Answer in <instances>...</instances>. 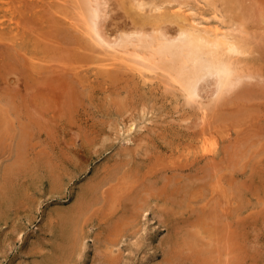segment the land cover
Returning a JSON list of instances; mask_svg holds the SVG:
<instances>
[{"label": "rangeland", "instance_id": "obj_1", "mask_svg": "<svg viewBox=\"0 0 264 264\" xmlns=\"http://www.w3.org/2000/svg\"><path fill=\"white\" fill-rule=\"evenodd\" d=\"M2 1L3 2L12 1L13 3L11 4V6H9V8L16 7L17 14L19 13L18 17H20L23 21L24 20L29 21L31 19L30 22L33 23L34 19L32 18H34V14L31 12L30 13L25 12L23 9H25L26 7L32 9L31 3L37 0H26V1L22 0V3L20 5L16 2L18 0H8V1L2 0ZM64 1H66L67 3H65ZM64 1L46 0L40 2L41 4L43 3L45 4L46 2L50 4L54 2V4L56 3L59 5H62L64 3L62 6L64 9L65 8H67L68 10L70 9L71 11H69V13L72 14L73 11L76 12V9L74 10L75 6L74 5L71 6L73 4L72 1L74 0H64ZM146 1L149 2L150 0H146ZM158 1L160 2L164 0H158ZM183 1H186L189 4L198 7V6H203V3L205 4L206 1L208 2L209 0L206 1L183 0ZM213 1H215V7L220 10V14L224 15L227 23L231 22L230 24H236V27L239 26L242 27L245 36L249 38L248 44L252 56L249 58L248 69L251 72L252 71L255 72V74H257V78L252 79L250 81H246L245 83L241 84L238 88H236L234 92L231 93L232 96L230 95L229 99H227L226 102L223 101L218 105L217 107L218 109L216 108V110L214 111L215 113L214 115L213 112L211 111L209 112L208 115L209 117H207L208 119L206 118V120L203 119L204 117L203 112L199 109H195L197 108L195 105L194 107L193 105L184 104L186 102L184 101V97L182 96L181 92H179L175 88V86H173L172 83L167 82L168 80L163 74L162 77L161 75H159L158 77H155L151 81L150 80L145 81L146 78L144 77L143 74H140L139 71H136L133 68L127 67L125 65H120L119 63H117L116 66H113L114 68L117 67V69L116 68L114 69L111 66V68H113L111 70V68L107 67V70L109 69V72L107 73L104 72V70L103 71L100 70L103 66V63H106L104 62V60L108 59V56H106L105 53L102 54L99 51V48L97 49L94 48L93 46L92 48H89V46H87L88 49L76 48L77 50H73L71 53L68 54V56H66V53L53 52L47 50L46 46L44 45L46 41L43 39H42L43 41L41 39L38 40L39 38L35 40V37H37V35L34 33L33 34L34 37L28 38V42L30 43L29 48L32 49L35 54H37L38 56L37 58H39V60H42L43 63L40 61L39 62L42 63V65L44 64L43 65L44 67H41V69H37L38 72L37 71L35 72L36 75L35 77L39 78V80L38 79L36 80L37 82L43 81L45 86L43 83H41L42 85H39V83H36L37 85L33 84L34 83L32 82L33 80L28 78V76L23 70L21 71L20 69H17L18 67L14 66V62L9 61L11 58L7 59V57H0V61H1L0 73L2 74L0 75V80L2 81V82L0 81V97H1L0 114L1 116L6 117L5 120L4 117H2V119L5 121V123L7 122L8 125L10 123L9 127H14V131L12 130V133L11 131H8V133L11 134L10 138L8 139L10 142L7 140V143L4 144L6 146L7 152L3 153L0 156V184L3 178L2 175L3 169H5V167H7V165L12 162L13 159L12 156H14V154H12L11 148L12 145L14 148H16V139H14L13 136L14 134L18 133L19 131L18 127L22 124V122L23 121L26 122L29 120L27 118L28 115L26 111H28L30 115H32V117L30 116L31 118H34L36 121L44 123L47 126L46 129H42V131L37 133L38 137L35 139L36 141L34 140L35 144L33 142L34 146L32 147V149H30L31 151L29 152V154L26 155L27 161L30 164V166L28 165L26 167L27 170L24 172L25 175H21L20 177L15 176L14 179H12L13 182L12 184L14 188H18L19 190H21V192L25 191L27 193L24 195L25 197L23 196L22 198L23 201H21L13 209V211L9 214L8 218L1 221L0 223V264H35L36 261L39 262L45 259L51 253L52 243L54 242V240H56L57 237L56 234H58L57 229L54 231L53 234L49 226H52V222H55L56 226H58L60 222L58 217L60 218V215L64 211L70 208H74L75 204H78L82 200H86V202H89L85 198L84 191L93 182L101 181L102 179H107L106 186H104V188H101L100 190L101 192L99 191L103 199L102 198L98 200L90 199L93 201V203L89 202L88 205L89 208L87 211L88 215L84 219L85 223L84 221H82L83 225L85 226V232H86V234L83 237L84 240L82 242L83 249H81V251H79L80 253H77L71 259L70 264H109V259L110 261L114 260L115 261L114 264L116 263L117 264L118 263L119 264H202V262L198 261V259H196L195 257L192 258V255H194L193 253L195 248L190 244V242L188 243V241H190L191 234L193 233L192 235H194L196 231L197 234L195 233V235H197V237L200 234V242L198 243L199 244L198 247L200 248L203 247L201 249L204 250L206 249L208 252H210L208 253L209 257L213 255L215 261L214 264L217 263L218 264H238V263L264 264V136H263L264 98H262L264 97L263 96L264 79L263 77L261 78V76H264V45H263L264 44V20H263L264 0H213ZM107 2H108L107 8L108 11L110 12V13L108 12L109 16L107 18L108 27L110 28L112 25L110 29L107 27V31L109 32L108 34L110 36L112 35V38L114 39V37H116L114 35L119 34L122 30L128 31L129 29H131V27H133L134 24L132 17H130V15L124 10L121 0H107ZM25 4L27 6H25ZM116 4L118 9L115 7ZM213 7H214L213 5H207L205 8L206 12L210 14L211 8ZM45 8L47 9L44 11ZM45 8L43 9L39 8L38 10L41 9L42 12H46V13H48L47 11L52 10L51 7H49L48 5L47 7L45 6ZM20 10H22L21 13L18 12ZM3 13L4 12L2 11V14ZM114 17L116 18L114 19ZM127 25L130 26V28H128ZM49 26L50 23L48 22L44 24H40L39 22V25H35V28L40 27L39 30H43L44 28L45 31L46 30L48 31L50 30ZM148 26L147 29L148 28L150 29L151 26L149 27ZM111 30H115L117 32ZM47 31L46 34L49 33ZM27 33L28 35L32 34V32H30L29 34V31H27ZM256 38L257 40H255ZM253 43L256 45H254ZM73 45L72 46L75 48L78 47L79 44L75 43ZM67 47H69L70 49L71 46L69 45ZM76 51H78L79 53H77ZM86 53L88 54L89 57L86 55ZM53 55L54 56L57 55L59 57L62 55L63 57L62 58L60 57L61 60L60 63H62L63 65L60 66V64L58 63L59 57L57 56L54 57ZM47 57L48 59H50L51 62L46 61ZM20 58L21 57H19V59ZM65 58L67 61L70 59L68 62L70 61L71 62L68 63L67 61H64ZM79 59H81L82 61H80ZM86 59L88 60L87 61L88 63L86 62ZM55 61L56 62L58 61L57 64ZM48 62L50 65H48ZM64 62L67 63L64 64ZM77 63L80 64L78 65ZM6 64L8 66L11 65L10 66L11 68L12 66H14V69L12 70H10L11 68L8 69ZM68 64H70V66H66ZM45 67L46 69L48 68L47 71L46 69L45 71H43ZM51 67H54V69ZM66 67L67 69H65ZM74 67H80L81 68L80 70H84V71L86 70L89 73L88 75L92 77V79L90 80L91 82L88 83L86 82L82 84V82L79 80V77L74 74L75 73L73 70ZM6 68L8 69L7 71ZM55 68L57 69L55 70ZM15 70H17L18 72L20 71V75ZM52 70L55 71V73H53ZM9 71H11L12 73ZM14 71L15 73H13ZM58 71L60 73L56 74ZM110 71L112 72L114 71V72L112 73ZM8 72L10 75L8 74ZM125 72L126 74H124ZM46 73L48 74L50 73L51 76V78L50 76H48L49 77L48 80L43 79ZM52 73L56 75H53ZM11 74H13L14 77ZM15 74H18L19 77L16 75L15 78ZM41 74L43 75L41 76ZM7 75H9V77H7ZM114 75H117V77L114 78ZM23 76L27 79L28 81L27 84L31 85L32 87L35 86L33 93L34 94L36 93L35 94L36 97H30L31 99L28 98V92L24 90L25 79ZM58 76L59 77L65 76V78H69L68 81L70 82L71 84L70 87L72 88H70L68 92L65 91L67 93L65 92L63 93L62 92L63 89L58 87L59 83H55ZM21 77H23V79H21ZM164 77L165 79H163ZM9 78L12 79L11 82H13L14 79L15 83H17L16 82L17 79L20 81L22 80L21 81L22 84L20 82L17 85L15 83L11 84V82L8 81ZM50 79H52L54 82ZM76 80H79V84L77 85L78 87L73 85ZM48 81H51L50 83H52V85L48 83ZM91 83H95V84L92 85ZM49 84L52 87H50ZM47 87H50V89H52L51 94L49 91L46 90ZM60 89L61 91H59ZM74 89H76V93L74 92ZM5 90L6 91L8 90V92H6ZM70 91L73 92V94H71ZM246 91H249L247 96H242V94L245 93ZM260 91L263 93H261ZM18 92H20L22 95L16 97L15 99H13L12 96L10 97L9 95V93L13 94ZM83 92L85 93L83 94ZM22 97L29 99V102L27 104H24L23 99H21ZM61 97L62 100L65 101V104L64 101L61 100ZM71 98H73V100L75 99L74 100L75 102ZM79 98H81L82 100ZM247 99L251 102H249ZM250 99L255 101L252 102V100ZM10 101L11 103H15V107L14 104L10 103ZM66 101L68 102L66 103ZM82 101L83 103H81ZM3 102L5 103L3 104ZM236 102H238L239 104L237 103L236 106H233ZM227 105L229 106V108ZM34 107L36 109L39 108L44 114L47 115V117H49V119H46L44 121L42 116H38L34 112L33 110L35 109ZM41 107L42 109L45 108V110H42ZM219 109H221V112H219L220 111ZM4 110H6V112ZM229 111L231 113H229ZM212 115L214 118L212 117ZM61 116H62L61 123L58 124L55 123L53 126V124H51L50 119L52 118L56 119V117H61ZM11 120L12 121L14 120L13 123ZM200 121L202 122L199 123ZM238 123L241 124L243 128ZM131 124H134L133 129L129 130V125ZM196 124H199L202 128L205 127L204 126L205 124L206 127L202 129L200 128L199 125ZM216 126H218L219 132L217 131ZM234 126H236L235 129L238 131H236L233 128ZM222 127L223 129H221ZM255 128H258V130ZM46 130L49 133H47ZM203 130L205 132L209 130L216 133L217 137L221 142V147H223L224 145L227 146L228 144H230V147H234V148L237 147V150H239V153L241 154L240 157H243L241 158L242 161L240 163H239L240 160L238 162H235L236 163L235 170L238 172V174L234 179V182L237 179L235 185L237 186L240 185L241 187L239 186V188L242 191L241 192L238 191L239 188L238 190L234 191L235 193L231 201L232 204L229 202L230 204L228 203L229 205L227 206L226 202H224L223 206H225V209L227 210H222L223 209L222 206V209H220L219 212H217L218 214L217 218L214 217L215 222H217V220L220 221L221 224L218 222L220 227L225 229L226 225H229L231 229L229 231H227L228 229L227 230L225 229L224 231L218 230L216 235L214 234L212 236L211 235L209 236L208 233H206L207 235H205L204 234L205 232L202 231L201 229L202 227L200 228V225L198 224L196 225V223L194 225V222L198 221L196 218H199V221L200 220L202 221V219H204L203 217L207 215L212 217L215 212L214 209L217 205V201H221V200L223 201V198L219 196L220 195L219 192L216 191V189L213 190V188H215L213 187L214 186L213 183L215 181H213L211 175L210 177H206L205 179L206 181L205 180L200 181L203 184L206 183L204 185L205 187L203 186L204 188L201 189V191H203L202 193L204 194V195L202 194L204 196L202 197V201L200 202L194 201V203H192L191 205L189 202H187L186 204L184 203L183 204L184 207L181 208L177 205H173V201H172L173 199L171 200V198L169 200L163 199L162 197L159 198L158 192L154 190V188L156 189L158 187H161L164 182H169L171 179L175 178V176H177V178L183 176L182 173L176 174L172 172V170L168 169V167L166 168L164 167L165 166L171 167L173 165L172 162L174 160H176V162L178 161V159L179 161L181 160L183 161L185 157H187L186 155L188 154L189 149L194 147L195 143L198 142L199 138L202 136V132H204ZM229 139L232 143L231 142L229 143ZM242 139L245 141H243ZM235 143H237V145ZM247 143L250 144L248 145ZM243 144L244 146H242ZM176 155H179L180 157L178 158V156ZM193 155L194 153L192 154V156ZM35 159L36 160L44 159L46 163L45 165L36 167L35 170L31 171L30 169L33 168L35 165L36 162ZM158 159L160 160L161 163H159ZM47 160L50 163H52V165L51 164L48 165ZM168 160L170 161L168 162ZM164 161L165 164L167 162L168 163L165 165ZM53 164L57 169L56 181H55V176L51 172L52 168H48V167H52ZM203 164L206 165L207 160L203 159L201 165L203 166ZM122 165H125L124 166L125 168ZM237 167H239L240 170H237ZM114 171L116 172V174ZM188 173L189 171L185 174ZM158 174H161L160 175L161 177L160 176L156 177ZM124 178L126 181H123ZM157 179L160 182H158ZM135 180L137 182H135ZM181 180L182 179H179V182ZM110 181H112L113 183ZM109 183L111 185H108ZM136 183L139 184H137L136 186L135 185ZM175 183L176 181H173V184ZM189 184L192 185L193 183H191L190 181ZM22 187H24V189ZM118 187L119 189L117 190ZM151 188L153 191L151 190ZM111 189L112 191L117 190L115 191L117 194L115 195V198L113 197L114 193L111 192ZM120 189L121 190L123 189L124 191L123 190L121 191ZM210 189L214 191V194ZM208 193L210 196L208 195ZM216 194L218 197H216ZM108 195L109 196L112 195V196L109 197ZM119 195L120 196L123 195V196L120 197ZM108 198H110L111 200L114 198L113 200L115 201L113 202ZM212 199L214 202H212ZM137 201H139L141 204ZM240 201L242 203H240ZM203 202H205V205L203 204L205 207L201 204ZM113 203H115V205H111ZM212 203L215 205V207ZM124 204H126V206ZM241 205L243 206L241 207ZM158 206H160V208ZM236 210L238 211V213L236 212ZM195 211H197L198 213ZM224 211L230 213L227 215ZM122 212L125 215L121 214ZM129 213H131L133 216ZM169 213L171 214L175 213L174 214L175 216L170 217ZM202 214H204L203 217L201 216ZM191 217L195 219V220L192 219V221L194 220V222L189 223L191 224V226L189 224L186 225L183 224L182 225L183 229L181 230L182 232H180L181 243H183L184 245H182L181 247L182 249L177 248L178 250H180V252H175V253H179L180 255L183 254V256H181L178 260L171 261L169 260V254L171 251H173L172 250L173 248H171L172 242L170 241L171 240L170 238L173 236L171 230V228H173V224H172L173 220L178 218L184 220L185 218L186 220L184 221H187ZM214 221L211 220L210 222L215 223ZM113 222L115 223L114 225ZM127 226H129V228ZM231 231L232 233H230ZM108 236H110V238ZM114 236L115 238H117V240L114 238ZM228 236H231L230 239L232 241L231 244L230 242H228ZM173 239L174 237H172V240ZM236 239L238 240V242ZM111 240H115V242L114 241L112 242ZM218 240L221 243H219ZM223 244L225 246H223ZM36 246L38 250H40V254H35L34 252H31L32 248ZM228 246L231 247L229 248ZM186 248L188 250H186L185 252L184 249ZM237 249L241 251H238ZM181 250L183 251V253H181L182 252ZM235 250L236 253L239 255L235 253ZM227 251H230V253H227ZM240 252L242 253L240 254ZM229 254L231 255V257L235 258L236 260L234 261ZM230 260L231 262H229Z\"/></svg>", "mask_w": 264, "mask_h": 264}, {"label": "bare ground", "instance_id": "obj_2", "mask_svg": "<svg viewBox=\"0 0 264 264\" xmlns=\"http://www.w3.org/2000/svg\"><path fill=\"white\" fill-rule=\"evenodd\" d=\"M40 1H46V0H40ZM40 1L37 0L35 2L33 1L32 3L30 2L31 5H32V7H31L32 9H29L27 7L25 9H23L25 12H29V13L31 12V13L34 14V18H32V19H34L33 20V23H31L30 22L31 19L29 21L28 20H26V21L24 20L23 21L20 17H18V14L19 13L17 14L16 7L9 8V6H11V4L13 3L12 1L11 2L10 1L3 2L2 0H0V9H2V10H0V57H7V59L11 58L9 61H13L14 62V66L18 67L17 69H20L21 71L23 70L26 73V75L28 76V78H30V79L33 80L32 81V82H34L33 84H36V83H39V85H42L41 83L44 84L43 81L42 82L41 81L37 82L36 80L37 79L39 80V78L35 77L36 76L35 75V72L37 71V69H41V67H44L43 66L44 64L42 65V63H43L42 60H39V58H37L38 57L37 54H35L34 51L29 48L30 43L28 42V38L34 37L33 36L34 33L37 35V37H35V40H37L39 38L38 40H40V39L42 40L43 39V40L46 41L44 43V45L46 46L47 50L53 51V52L66 53V56H68V54L71 53L73 50H77V49H88L87 46H89V48H92V46L94 48H97V49L99 48V51L102 54L105 53V55L108 56V59H105L104 60V62H106V63H103V66L100 69L102 71L104 70V72H106V73L109 72V69L107 70V67L111 68V66L112 67L113 66H116V64L119 63L120 65H125L127 67L133 68L136 71H139L140 74H143L144 77L146 78L145 81H148V80L151 81L152 79H154L155 77H158L159 75H161V77H162V74H163L166 77V79L168 80L167 82L172 83L173 86H175V88L179 92H181L182 96L184 97V101L186 102L184 104H186V105H193V106L195 105L197 107L195 109H199V110H201L203 112V114H204L203 119H205V120H206L207 117H209L208 115H209V112L210 111L213 112V115L215 114L214 111L216 110V108L218 107V105L220 103H222L223 101L226 102V100L229 99V96L231 95L232 92H234V90L236 88H238L241 84L245 83L246 81H250L252 79H256L257 78V74H255V72H253V71L251 72L248 69L249 68L248 67L249 58L252 56L251 53H250L249 44H248L249 43V41H248L249 38L245 36L244 30H242V27H240V26L239 27H236V24H230L231 22L230 23L229 22L227 23L224 15L223 14H220V10L215 7V1H213V0L212 1L209 0L208 2L205 0L206 3L205 4L203 3V6H198V7L195 6V5L189 4L188 2L183 1V0H164V1H160V2L158 0H150L149 2L146 1V0H121L122 1V4H123V7H124V10L130 15V17H132L133 24L134 25L128 31L122 30L119 34L114 35V36H116V37H114V39L112 38V35L110 36L108 34L109 32L107 31V27H108L107 18H108L109 13H110L108 11V8H107V3H108L107 0L106 1H103V0H74V1H72L73 4L71 6H73V5L75 6L74 10L76 9V12L73 11L72 14L69 13V11H71L70 9L68 10L67 8H65V9L63 8L62 5L64 3L62 5H59V4H56V3L54 4V2L53 3H50V4L48 2H46L45 4L44 3L41 4ZM16 2L20 5L22 3V0H18ZM64 2L67 3L66 1H64ZM47 5L49 7H51V9H52L50 11H47L48 13L42 12L41 9L38 10L39 8H42L43 9V8H45V6L47 7ZM207 5H213L214 6L213 8H211L210 14H208V12H206V10H205V8H206ZM25 6H27V5L25 4ZM115 7L118 9L117 4H116ZM4 9H5V11H4ZM46 9L47 8H45L44 11ZM2 11L4 12L3 14H2ZM21 11L22 10H20L18 12L21 13ZM111 11H113V10H111ZM116 17H114V19ZM260 17H262V16H260ZM111 20H113V19H111ZM111 20H109V21H111ZM39 22H40V24H44V23H47V22L50 23V26H49V29L50 30H48V31L46 30L47 32H49L48 34H46V31L44 30V28H43V30H39L40 27L35 28V25H39ZM115 22H116V20H115ZM126 23H129V22H126ZM148 25L151 26L150 29L148 28L149 30L147 29V26ZM111 27H112V25H111ZM261 27H262V24H261ZM128 28H130V26H128ZM115 30H111V31L117 32ZM27 31H29V34H30V32H32V34L28 35ZM261 31H263V30H261ZM248 34H250V33H248ZM256 35H257V33H256ZM247 36H249V35H247ZM255 40H257V38ZM39 42H41V41H39ZM75 43H77L79 45H78V47H75L74 48L73 47L74 46L73 44H75ZM69 45L71 46L70 49H69V47H67ZM254 45H256V44H254ZM44 49H45V47H44ZM252 50H254V49H252ZM76 52L79 53L78 51H76ZM86 55L88 56L87 53H86ZM56 56H54V57H56ZM19 57H21V58L19 59ZM27 57H29V58H27ZM57 57H59V56H57ZM60 57L62 58L63 56L61 55ZM60 57L58 58V61L59 62L58 61L57 62L61 66L63 64L60 63V61H61L60 60ZM23 58H25V59H23ZM49 58H50V56H49ZM66 58H65V60L64 59L63 60L64 61H67ZM53 60H55V59H53ZM79 60L82 61L81 59H79ZM39 61L42 62V63H40ZM46 61L51 62L50 59H48V57H47V60ZM87 61L88 60L86 59V62ZM49 62H48V65H50ZM57 62H56V64H57ZM67 62H64V64H66ZM70 62H68V63H70ZM6 63H7V60H6ZM10 66L7 65L8 69L11 68ZM14 66H12V68L10 70L14 69ZM66 66H70V64H68ZM71 66H72V64H71ZM1 67H4V66H1ZM16 67H15V69H16ZM46 67L44 68V70L43 69L42 70L45 71ZM121 67H123V66H121ZM51 68L54 69V67H51ZM51 68H50V70H51ZM59 68H62V67H59ZM63 68H64V66H63ZM113 68H111V70ZM115 68L117 69V67H115ZM8 69L6 68V71ZM47 69H46V71H47ZM56 69L57 68H55V70ZM65 69H67V67ZM80 69H81L80 67H74L73 68V70L75 72L74 74L79 77V80L82 82V84H84L86 82L87 83L88 82H91L90 80L92 79V77L88 75L89 73L86 70L84 71V70H80ZM126 69H124V70H126ZM58 70H60V69H58ZM15 71H17V70H15ZM15 71L13 73H15ZM9 72H11V71H9ZM9 72H8V74H9ZM110 72H112V71H110ZM18 73L20 75V71ZM53 73H55V71H53ZM59 73L60 72L58 71L56 74H59ZM43 74H41V76ZM56 74H53V75H56ZM124 74H126V72ZM124 74H122V75H124ZM0 75H2V74L0 73ZM3 75H5V74H3ZM9 75H7V77H9ZM11 75H13V74H11ZM16 75L18 76V74H15V78H16ZM48 76H50V73L49 74L46 73L45 74V77H47V78L43 77V79L44 80L45 79L48 80L49 79ZM13 77H14V75H13ZM23 77H21V79H23ZM25 77H24L25 83H24V81H23V83L25 85L24 90L28 92V98H30V97H36L35 96L36 93L35 94L33 93L34 92V89H35L34 88L35 86L32 87L31 85L27 84L28 81H27V79ZM116 77H117V75H114V78H116ZM165 77L163 79H165ZM262 77L264 79V76H261V78ZM10 78H9L8 81L11 82L12 79H10ZM50 78H51V76H50ZM124 79H125V77H124ZM50 80H52V79H50ZM68 80H69V78H65V76H61V77L58 76V78H57V80L55 82V83H59V86L58 87H60V88L63 89L62 90L63 93L65 91L68 92V90L70 88H72V87H70L71 84H70V82ZM79 80H76L75 83L74 84L72 83V84L75 85V86H77L79 84ZM260 80H262V79H260ZM260 80H259V82H260ZM21 81L17 79V81H16L17 83H15V80L13 79V82H11V84L12 83H15L17 85L19 82L21 83ZM50 82L51 81H48V83H50ZM50 84L52 85V83H50ZM91 84L94 85L95 83H91ZM51 85H50V87H52ZM44 86H45V84H44ZM50 87H47L46 90L49 91L50 94H51L52 93L51 92L52 89H50ZM171 88H172V86H171ZM59 91H61V89ZM6 92H8V90ZM67 92H65V93H67ZM74 92L76 93V89H74ZM85 92H83V94ZM248 92L249 91H246L245 93L242 94V96H247ZM261 93H263V92H261ZM71 94H73V92H71ZM9 95H10V97L12 96L13 99H15L16 97H19L22 94L20 92H18V93H13V94L12 93L11 94L9 93ZM142 95H143V93H142ZM254 95H256V94H254ZM24 96H26V95H24ZM41 96H43V95H41ZM88 96H89V94H88ZM23 97L21 98V99H23V103L24 104H27L29 102V99H26V98H23ZM262 98H264V97H262ZM71 99L73 100V98H71ZM79 99H81V98H79ZM9 100H10V98H9ZM61 100H62V97H61ZM250 100H252V99H250ZM62 101H64V100H62ZM253 101H255V100H252V102ZM6 102H8V101H6ZM34 102H36V101H34ZM67 102L68 101H66V103ZM231 102H232V100H231ZM249 102H251V101H249ZM4 103L5 102H3V104ZM10 103H11V101H10ZM81 103H83V101ZM237 103L238 102H236L234 105L233 104L232 105L233 106H236ZM11 104H14V107H15V103H11ZM48 104H49V101H48ZM64 104H65V101H64ZM61 105H62V103H61ZM25 106H27V105H25ZM224 106H225V104H224ZM4 107H6V106H4ZM8 108H10V107H8ZM228 108H229V106H228ZM238 108H240V107H238ZM41 109H42V107H41ZM33 110H34V112L38 116H42L43 119H44V121L46 119H49V117H47V115L44 114L39 108H37V109L35 108ZM42 110H45V108H43ZM219 110H220L219 112H221V109H219ZM4 111L6 112V110H4ZM76 112H77V110H76ZM26 113L28 115L27 118L29 120L26 121V122H24L22 120L23 121L22 124L18 127L19 128L18 133L14 134V136H13V138L16 139V148H14L13 145L11 144L12 145L11 151H12V154H14V156H12V158H13L12 159V162L9 163L7 165V167H5V169H3V174H2L3 175V178H2V181H1V184H0V223H1V221H3V220H5V219L8 218L9 214L13 211V209L21 201H23L22 198L27 193L25 191L24 192H21V190H19L18 188H14L13 187V184H12L13 183L12 182V179H14L15 176L16 177H20L21 175H25L24 172L27 170L26 167L28 165L30 166V164L27 161L26 155L29 154V152L31 151L30 149H32V147L34 146L33 145V142L38 137V134L37 133H39L40 131H42V129H46L47 128V126L44 123H41L39 121H36L34 118H31L32 115H30V113L28 111H26ZM59 113H60V111H59ZM229 113H231V112L229 111ZM217 114H216V116H217ZM71 115H72V112H71ZM213 115H212V117H213ZM2 117H4V116H1V114H0V156L3 153H6L7 152L6 151V146L4 144L7 143V140L10 138V135H11L10 133H8V131H11V133H12V130L14 131V127H9L10 123H9V125L7 124V122L5 123L4 120L6 119V117H4V120L2 119ZM61 118H62V116L61 117H56V119H54V118L50 119L51 120V124H53V126H54L55 123H57V124L58 123H61V121H62ZM12 119H14V118H12ZM64 119H65V117H64ZM227 119H228V117H227ZM8 121H9V119H8ZM13 121H12V123H13ZM19 121H21V120H19ZM223 121H225V120H223ZM71 122H72V119H71ZM201 122L202 121H200L199 123H201ZM230 122H232V121H230ZM239 122H240V120H239ZM68 124H70V123H68ZM133 125L134 124L129 125V130H132L133 129ZM196 125H199V124H196ZM239 125H241V124H239ZM199 126H198V129H199ZM204 126L206 127L205 124H204ZM216 127H217L216 128L217 131L219 132L218 126H216ZM241 127H242V125H241ZM195 128H196V126H195ZM200 128H202V127L200 126ZM204 128H202V129H204ZM233 128L235 129L236 126H234ZM54 129H53V132H54ZM190 129H191V127H190ZM221 129H223V127ZM255 129L258 130V128H255ZM236 131H238V130H236ZM46 132H47V130H46ZM47 133H49V132H47ZM58 133H59V131H58ZM74 134H75V132H74ZM47 135H49V134H47ZM49 136H51V135H49ZM263 136H264V134H263ZM54 138H55V136H54ZM230 139H229V143L231 142ZM37 141H38V139H37ZM243 141H245V140H243ZM46 142H47V140H46ZM34 144H35V142H34ZM235 144L237 145V143H235ZM195 146L192 147L191 149H189V152L186 155L187 157H185V159L183 161L181 160L182 162L179 161V159H178L180 156L179 155H176V156H178V158L177 157L176 158L178 159L179 162L178 161L176 162V160H174L175 162L174 161L172 162V164H173L172 166H174V167H172V166L171 167H169V166H165L164 167V168L168 167V169L172 170V172H174L176 174L177 173H179V174L182 173L183 176H180L178 178H177V176H175V178H173L175 180L171 179L169 182H164L161 187H158L156 189L154 188V190L156 192H158L159 198L162 197L163 199H166V200H169L171 198V200L173 199L172 200L173 201V205H177V206H179L181 208V207H184V205H183L184 203L186 204L187 202H189L190 205H191L192 203H194V201H196V202L202 201V197H204L203 196L204 194L202 193L203 191H201V189L205 187L204 185L206 183L203 184L200 181L205 180L206 177H210V175H211V177L213 178V181H215L213 183V185H214L213 187H215V188H213V190L216 189V191L219 192L220 195L219 194L218 195L221 196V198H223V201L222 200L221 201L215 200V201H217L216 207L212 203L214 205V207H215V209L213 208L215 210V212L213 210L214 215L212 217L211 216H208V215L205 216V217H203L204 214H202L201 216L204 218V219H202V221L201 220L199 221V218H196L199 222L198 221L197 222H194L195 219L193 217H191L187 221H184V220H186L185 218H184V220L181 219V218H178V219L173 220V223H172L173 224V228H171L173 236L172 235L171 236L174 237V239L172 240V237L170 236L171 237L170 238L171 239L170 241L172 242L171 243L172 244L171 248H173L172 249L173 251H171L170 254H169V260H171V261L178 260L181 256H183V254L180 255L179 253H175V252H180V250H178L177 248H181L182 245H184L183 243H181V238H180V232H182L181 230L183 229V226H182L183 224L186 225V224H189L190 222H194V225H195V223H196V225L197 224L200 225V228L202 227L201 228L202 231L205 232L204 234L207 235L206 233H208L209 236L210 235L212 236L214 234L216 235V233H217L218 230L224 231L225 229L226 230L228 229L227 231H229L231 229L229 225H226V228L225 229L222 228V227H220V225H219L220 221L217 220V222H215L214 221L215 220L214 217L217 218V215H218L217 212H219V210L222 209V206H223V203L224 202H226L227 206L231 203L232 197H233V195L235 193L234 191L238 190V188L240 186V185L239 186L235 185V182H237V179L234 182V179L236 178V176L238 174V172L235 170L236 169L235 168V165H236L235 162H238L240 160L239 161V163H240L242 161L241 158H243V157H240L241 154L239 153V150H237V147H235V148L234 147H230V144H228L227 146L224 145L223 147H221V142H220L219 138L217 137V134L214 133L213 131H209V130L206 131V132L205 131L202 132V136L199 138L198 142L195 143ZM232 146H233V144H232ZM242 146H244V144ZM66 149H68V148H66ZM176 149H178V148H176ZM49 150H51V149H49ZM37 152H38V150H37ZM193 153H194V155L192 156ZM250 155H251V153H250ZM41 156H44V155H41ZM173 159H175V158H173ZM203 159L204 160H207V164L206 165L203 164V166H202L201 163L203 162ZM169 161L170 160H168V162ZM154 162H155V160H154ZM45 163L46 162L44 161V159H37L36 162H35L34 167L31 168L30 170L33 171V170H35L36 167H40L42 165H45ZM159 163H161L160 160H159ZM47 164L48 165L49 164L52 165V163H50L49 161L47 162ZM54 164H55V162H54ZM54 164H53L52 167H48V168H52L51 169V172L55 176V181H56V178H57V169L54 166ZM164 164H165V161H164ZM122 166L124 167L125 165H122ZM124 168H123V170H124ZM110 170H111V168H110ZM237 170H240L239 167H237ZM117 171H118V169H117ZM135 171H136V169H135ZM145 171H143V172H145ZM188 171H189V173L188 174H185ZM242 172H243V170H242ZM258 173H259V171H258ZM115 174H116V172H115ZM139 175H140V173H139ZM150 175H152V174H150ZM160 175L161 174H158L156 177H158ZM125 178H124V180L123 179L122 180L123 181H126ZM129 179H130V177H129ZM179 179H182V180L179 182ZM154 180H156V179H154ZM173 181H176V183L173 184ZM190 181L194 185L193 184L192 185L189 184ZM110 182H112V181H110ZM128 182H129V180H128ZM135 182H137V181L135 180ZM135 182H133V183H135ZM158 182H160V181L158 180ZM106 184H107V179H102L101 181H95V182H93L84 191L85 198L89 202H92V203H93V201L90 200V199H93V200L101 199L102 197H101L99 191L101 190V188H104V186H106ZM127 184H129V183H127ZM137 184H139V183H136L135 185L137 186ZM108 185H111V184L109 183ZM22 188L24 189V187H22ZM112 189H111V192L114 193V196L113 197L115 198V195H117L115 191H117L119 189V187L117 188V190L114 189L115 191H112ZM129 189H131V188H129ZM142 190H144V189H142ZM151 190H152V188H151ZM152 191H150V192H152ZM238 191L241 192L242 190L239 188ZM212 192L214 194V191H212ZM118 193H120V192H118ZM155 195H156V193H155ZM208 195H209V193H208ZM111 196H109V197H111ZM121 196H123V195H121ZM216 197H218L217 194H216ZM108 199L111 200L110 198H108ZM113 199L111 201L114 202L115 200H113ZM198 199H199V201H198ZM248 201H250V200H248ZM248 201H247V203H248ZM89 202H86V200H82L78 204H75L74 208H70V209L64 211L60 215V218L58 217V219L60 220L58 226H56V223L55 222H52V226H49L51 228V232L54 234V231L56 229L58 231V234H56V236H57L56 237V240H54V242L52 243V251H51V253L45 259H43L42 261H39V262L36 261L35 264H70L71 259L77 253H80L79 251H81V249H83L82 248L83 247L82 246V242L84 240L83 237L86 234V232H85V226L83 225L82 221H84V223H85V220L84 219L88 215L87 211H88V208H89V206H88L89 205ZM137 202H139V201H137ZM212 202H214L213 199H212ZM240 203H242V202L240 201ZM108 204H109V202H108ZM201 204L202 205L203 204L205 205V202H203ZM95 205H96V203H95ZM111 205H115V203H113ZM124 205L126 206V204H124ZM198 205H199V203H198ZM127 206H128V204H127ZM242 206L243 205H241V207ZM24 207H25V205H24ZM24 207H23V209H24ZM158 207L160 208V206H158ZM104 208H105V206H104ZM91 209H92V207H91ZM109 209H111V208H109ZM201 209H203V208H201ZM222 210H227V209H225V206H223V209ZM229 210H230V208H229ZM193 211H192V213H193ZM110 212H112V211H110ZM140 212H139V214H140ZM176 212H177V210H176ZM195 212H197V211H195ZM236 212L238 213L237 210H236ZM182 213H184V212H182ZM225 213L228 215L230 212H228V213L225 212ZM121 214H124V213L122 212ZM129 214H131V213H129ZM174 214L175 213H172V214L169 213L170 217L171 216L174 217L175 216ZM226 214H224V215H226ZM233 215H234V213H233ZM222 218H221V221H222ZM192 219H194V220L192 221ZM61 220H62V222H61ZM211 220L214 221L215 223H211L210 222ZM114 224L115 223L113 222V225ZM86 225H87V223H86ZM120 225H121V222H120ZM189 225L191 226V224H189ZM238 225H239V223H238ZM127 227L129 228V226H127ZM244 227H246V226H244ZM241 228H242V226H241ZM190 232H191V230H190ZM195 233H194V235H192L193 233L191 234L190 241H188V243L190 242V244L195 248L194 249V253H193L194 255H192V258L195 257L196 259H198V261H201L202 264H214L215 261H214L213 255H211V257H209L208 256V253H210V252H208L206 249L205 250L204 249H201L203 247H201V248L198 247L199 246L198 243L200 242V234L197 237V235H195ZM230 233H232V231ZM110 234H112V233H110ZM108 237L110 238V236H108ZM114 238H115V236H114ZM85 239H86V237H85ZM115 239L117 240V238H115ZM203 239H205V238H203ZM230 239H231V236H228V242H230V244H231L232 241ZM111 241L112 242L113 241L115 242V240H111ZM237 242H238V240H237ZM116 243H117V241H116ZM219 243H221V242L219 241ZM112 246H114V245H112ZM223 246H225V245L223 244ZM226 246H227V244H226ZM187 248L184 249L185 252H186V250H188ZM211 248H212V246H211ZM222 250H223V248H222ZM238 251H241V250H238ZM31 252H34L35 254H40V250H38L37 246L36 247H33ZM181 253H183V251ZM225 253H226V251H225ZM227 253H230V251H227ZM235 253H236V250H235ZM241 253L242 252H240V254ZM237 255H239V254H237ZM225 257H227V256H225ZM230 257H231V255H230ZM230 257H228V258H230ZM234 257H236V256H234ZM184 258H185V256H184ZM186 258H187V256H186ZM231 258H233V257H231ZM118 259H120V258H118ZM231 260L229 262H231ZM233 260L235 261L236 259L233 258ZM114 262H115L114 260L110 261V259H109V264H114Z\"/></svg>", "mask_w": 264, "mask_h": 264}]
</instances>
